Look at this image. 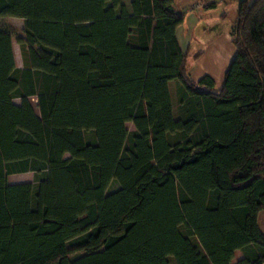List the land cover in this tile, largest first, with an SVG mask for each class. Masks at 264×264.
<instances>
[{
    "label": "trees",
    "instance_id": "16d2710c",
    "mask_svg": "<svg viewBox=\"0 0 264 264\" xmlns=\"http://www.w3.org/2000/svg\"><path fill=\"white\" fill-rule=\"evenodd\" d=\"M237 1L217 89L174 0H0L25 62L0 30V264H186L192 238L198 264H264V0Z\"/></svg>",
    "mask_w": 264,
    "mask_h": 264
},
{
    "label": "crops",
    "instance_id": "0c3cea01",
    "mask_svg": "<svg viewBox=\"0 0 264 264\" xmlns=\"http://www.w3.org/2000/svg\"><path fill=\"white\" fill-rule=\"evenodd\" d=\"M193 4H199V7L191 8ZM174 8L184 16L177 37L182 49L189 54L188 72L192 58L198 71L193 70L191 78L199 81L208 75L215 80L217 89L222 88L226 72L237 53L232 29L237 20L239 1L174 0ZM15 175L18 174L9 177L10 183L17 182ZM259 224L264 233V210L260 213Z\"/></svg>",
    "mask_w": 264,
    "mask_h": 264
},
{
    "label": "rangeland",
    "instance_id": "374dc122",
    "mask_svg": "<svg viewBox=\"0 0 264 264\" xmlns=\"http://www.w3.org/2000/svg\"><path fill=\"white\" fill-rule=\"evenodd\" d=\"M7 29L12 33L17 63L21 67H23L25 65L24 56H23V47H22L21 43L18 42V38L20 36L24 35V21H23V19L15 18V17L1 18L0 19V30H7ZM193 70L198 72L196 70V64L192 58L190 63H189V74H190V76H193V73H192ZM191 73H192V75H191ZM170 88H171V94L173 97L175 113L177 114V106H178L177 95H176L177 82L173 81L170 85ZM36 99L37 98L33 97V98H31V101H32V104L35 107V109L38 111V108L36 105L37 104ZM15 102L20 103V100L15 99ZM127 127L129 129V131L135 130V126L132 122H128ZM14 179L17 181L15 183L33 181L34 175L32 173L18 174V175L14 176ZM118 186H119V184L116 181H114L111 184L109 191L115 190ZM197 247H198V241L195 238H192L191 242L185 247L183 254H182V257H183L184 261L186 262V264H198L196 257H195V253H194V250ZM241 256H242V253L240 251L237 252L236 257L234 259V262H237ZM158 260L161 264H176L175 260L172 257H159Z\"/></svg>",
    "mask_w": 264,
    "mask_h": 264
},
{
    "label": "built area",
    "instance_id": "2783aa9c",
    "mask_svg": "<svg viewBox=\"0 0 264 264\" xmlns=\"http://www.w3.org/2000/svg\"><path fill=\"white\" fill-rule=\"evenodd\" d=\"M196 7H199V4H193V5L191 6V8H196Z\"/></svg>",
    "mask_w": 264,
    "mask_h": 264
}]
</instances>
